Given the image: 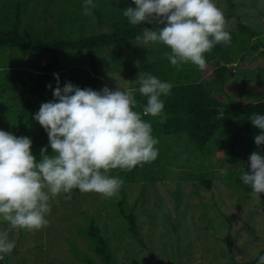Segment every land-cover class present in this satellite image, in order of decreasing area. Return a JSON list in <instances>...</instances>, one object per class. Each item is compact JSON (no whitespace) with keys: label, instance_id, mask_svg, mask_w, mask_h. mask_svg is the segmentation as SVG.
Masks as SVG:
<instances>
[{"label":"trees","instance_id":"trees-1","mask_svg":"<svg viewBox=\"0 0 264 264\" xmlns=\"http://www.w3.org/2000/svg\"><path fill=\"white\" fill-rule=\"evenodd\" d=\"M225 2L228 4L229 10L234 8L231 0H225ZM93 3L96 5L92 8L93 16L96 19L95 24L99 27L106 25L110 30L108 33L102 32L79 40H71L69 34L72 32L62 34V25L67 27L70 25L69 21L73 20L68 14L63 18H57V14L51 15L49 18L45 17L38 24L39 30L35 31L33 27L37 25L27 26L21 21L17 12L14 23L7 29L0 27V49L19 48L31 53L40 52L47 55L46 62L40 65L39 69L26 70L24 74H17L16 84L3 89L11 93L6 101L16 124L13 133L30 138L31 148H34L31 152L34 156L35 150L38 154V147L42 149L49 145L47 132L34 119V115L39 112L42 103L55 99L53 92L57 86L52 85L56 80L53 74H59L57 67L59 55L62 52H75L76 55H80L83 51L86 52L91 70L86 72L87 79L82 89L91 88L95 91H100L104 87L110 90L104 80L109 73L119 71L123 64H127V71L133 73L132 62H138L136 78L140 72L151 74L161 81L173 84L170 94L161 96L164 101V122H161L160 116L147 115L142 118L151 124L152 135L159 141L155 146L158 148V156L152 162L161 176L153 178L152 182L166 180L174 182L175 188L171 192V198L174 210L181 215V219L185 220L188 206L181 191V183L194 181L203 190L211 191L217 171L213 159L219 152L222 153L223 162L227 165L226 171L220 175L226 189L241 193L242 199L252 196L250 186L244 185L240 176L243 171L251 173L249 157L253 152H258L264 157V144L257 146L254 139L256 135L261 134V130L254 127L249 119L253 113L264 115V100H258L260 96L264 95V68H260L251 77V80L260 89L259 92L252 94L254 101L236 102L234 96H227L224 93L223 86L229 78L235 84L239 81L229 71L227 67L229 64L234 61L243 63L247 57L254 56L259 52L264 53V35L255 33L253 27L238 23L236 31L229 33L230 42L216 44L210 52L205 53L206 63L215 66L209 84L210 90H208L204 86L200 69L191 62L183 63L179 68L171 65L167 59L163 58L162 61L161 57L148 63H140L139 54L141 51L136 46L130 54L121 59L120 54L113 51L114 48L127 50L137 40L136 37L142 35L144 28L154 29L162 25L130 24L128 19L123 16L122 10L127 7L135 8L133 0H93ZM252 6L255 8L254 5ZM3 13V23L10 24V10L4 9ZM226 16L230 17L231 13H227ZM106 48H113L109 57L110 69L106 66L108 62L100 60L101 64H99L96 61V55L101 54ZM167 50L171 52L168 47ZM48 85H51V88ZM133 85L134 83L130 89L138 87L137 84ZM246 90V85L239 89L240 95ZM0 98L2 97L0 96ZM135 99L137 100L135 110L142 112L147 103L146 98L137 91ZM0 130L8 132V129ZM10 132H12V128ZM166 139H171L178 145L163 144L162 142ZM47 149V154L52 155V150L49 147ZM166 153H168L166 158L169 161H166L164 157ZM244 159H247L246 164H244ZM164 168L168 169L164 171L162 170ZM136 172L137 166L132 169H112L109 170V175L118 176L124 180V184L119 190L121 197L115 203L116 211L125 223L122 227L123 235H121L128 237V240L123 244L130 247L136 245L142 250L145 245L142 241L143 237L139 234L140 229L135 215L136 203L127 205L125 194L126 188L135 182ZM190 194L198 196V190L193 189ZM180 206H183L181 212L179 211ZM200 210L199 216L203 219L204 224L211 227V220L209 217L207 218L211 207L202 204ZM86 215L83 216L86 222L85 227L76 225V232L85 241L87 251H82L71 245L70 250L74 259L80 264H121L116 256V250L111 247L110 241L102 235L96 218L89 215L86 217ZM169 216V214L164 216L168 239L172 238L169 231L174 235L185 230V227L175 225ZM163 246L160 243L158 248L163 249ZM169 248L173 254V243L169 244ZM122 252L125 259L134 255L133 252L130 253L125 249ZM152 254L154 255L153 251H151V256ZM221 255L224 257L225 253H221ZM262 255H264V247L250 262L237 263L231 259L228 264H258V259ZM134 257L136 256L134 255ZM153 262L159 264L157 260ZM0 264L7 263L0 259Z\"/></svg>","mask_w":264,"mask_h":264},{"label":"rangeland","instance_id":"rangeland-1","mask_svg":"<svg viewBox=\"0 0 264 264\" xmlns=\"http://www.w3.org/2000/svg\"><path fill=\"white\" fill-rule=\"evenodd\" d=\"M231 1L234 8L229 10L225 0H214L217 7L224 13L226 31L234 33L237 24L241 23L253 27L255 33L264 35V0ZM84 4L85 0H0V27L7 29L14 23L17 12L21 21L27 26L37 25L33 27L35 31L39 30L38 24L45 17L49 18L57 14V18H63L68 14L73 20L69 21L70 25L67 27L62 25V34L72 32L69 34L71 40H79L102 32L108 33L110 30L106 25L96 26L92 8L90 9L91 14H84ZM4 9H9L11 13L9 18L11 22L8 25L3 23ZM227 13H231V16L227 17ZM135 46L141 51L140 63H148L159 57L163 61V58L167 59L163 54L166 52L170 54L167 46L159 42L144 44L142 40H136L127 50L104 49L101 54L96 55V61L99 64H101L100 60L108 62L106 66L110 69L109 57L112 49L118 52L122 59L130 54ZM45 60H47V55L40 52L31 53L19 48L0 49V89H2L0 91L2 97L0 98V129H8L10 132L12 128V134L22 137V134L13 133L16 124L6 101L11 93L3 89L16 84L17 74H24L26 70L39 69L42 62H46ZM132 63L133 73L127 71V64H123L119 71L110 72L104 79L111 91L117 88L130 89L132 83L136 85L135 72L138 62ZM227 67L239 81L235 84L232 79H227L223 86L225 94L234 96L236 102L254 101L252 94L259 92L260 89L251 77L257 69L264 68V53H256L247 63L229 64ZM57 68L61 88L70 82L82 89L87 79L86 72L91 70L90 60L85 51L80 55H76L75 52H62L59 55ZM214 68V65L207 64L205 69L200 70L204 86L208 90H210L209 84ZM52 85L57 86V80ZM245 85L247 90L240 95L239 89ZM258 100H264V95ZM162 143L178 145L171 139H166ZM47 147L51 149L50 145ZM33 150L34 148H31V151ZM37 150L38 154L35 150L34 157L39 162L41 149L38 147ZM167 155L168 153L164 154V157L166 158ZM166 161L169 159L166 158ZM213 162L217 171L211 191L203 190L194 181L181 183V191L188 204L184 221L181 215L174 210L171 198V192L175 188L174 182L167 180L152 182L153 178L161 176L154 162L137 165L135 182L126 188L125 194L127 205L136 203L135 215L140 229L139 234L143 237L142 241L145 245L142 250L136 245L130 247L123 244L128 237L122 236V227L125 223L117 213L115 206L121 197L119 191L109 198L95 192L82 193L78 189H73L70 193L62 192L55 199L50 200L51 211L46 216L49 223L39 230L10 229L7 222L0 218V231L8 230L9 239L14 240L16 244L13 251L4 256L3 260L7 264H80L74 259L70 246L73 245L82 251H87L85 241L76 232V225L85 227L84 217L87 214L96 218L102 235L116 250V256L121 264H154L156 263L153 262L154 260H157L159 264H228L231 259L237 263L250 262L264 247V193L259 194L260 200L252 196L242 199L241 193L227 190L220 176L227 169L221 152L217 153ZM244 162L246 164L247 159H244ZM193 189L198 190V196L190 194ZM202 204L211 207L207 213V218L209 217L212 223L211 227L205 225L199 216ZM182 209L183 206H180L179 211L181 212ZM166 214L170 215L175 225L185 227V230L174 235L169 231L172 237L169 239L165 231L164 216ZM160 243L164 245L163 249L158 248ZM170 243H173V254L169 248ZM124 249L130 253L133 252L136 257L130 255L128 259L123 258ZM151 251L154 252L152 256ZM221 253H225V256L223 257ZM3 255L0 254V256ZM132 258L135 259L132 260Z\"/></svg>","mask_w":264,"mask_h":264},{"label":"clouds","instance_id":"clouds-1","mask_svg":"<svg viewBox=\"0 0 264 264\" xmlns=\"http://www.w3.org/2000/svg\"><path fill=\"white\" fill-rule=\"evenodd\" d=\"M135 8L123 12L130 24L162 25L144 28L136 37L144 44L161 43L170 50L164 53L171 65L179 68L191 62L200 70L207 67L204 54L219 43L230 42L223 11L214 0H133ZM96 7L93 0H85L84 14ZM57 87L54 101L42 103L34 119L45 129L53 151L47 147L37 162L31 152L32 141L0 130V218L10 229L39 230L49 221L50 200L60 193L78 189L82 193L95 192L104 197L115 196L124 184L118 176H110L112 169H132L154 161L158 156V139L152 126L142 116H160L165 120L164 101L173 84L140 73L137 88L115 91L104 87L100 91L81 89L68 82L59 86V76L53 74ZM51 88V85H48ZM146 98L142 112L136 111L135 93ZM249 119L261 134L254 137L257 146L264 144V115L253 113ZM251 173L243 171L240 179L250 186L251 195L260 200L264 193V157L253 152ZM9 231H0V259L15 248ZM264 264V255L258 259Z\"/></svg>","mask_w":264,"mask_h":264},{"label":"crops","instance_id":"crops-1","mask_svg":"<svg viewBox=\"0 0 264 264\" xmlns=\"http://www.w3.org/2000/svg\"><path fill=\"white\" fill-rule=\"evenodd\" d=\"M254 56H255V55H254ZM251 57H253V56H251ZM249 59H250V57H247L246 60H245L243 63H247V62H249ZM235 63H239V62L234 61V63H231V65H232V64L234 65ZM43 64H44V63L42 62V65H43ZM207 64H211V63H207ZM211 65H213V64H211ZM258 70H259V69H257V71H258ZM257 71H256V72H257ZM224 93H225V92H224Z\"/></svg>","mask_w":264,"mask_h":264}]
</instances>
